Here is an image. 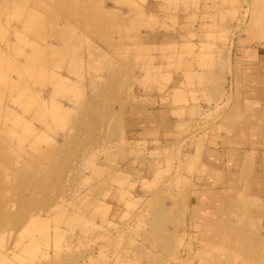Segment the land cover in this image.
Listing matches in <instances>:
<instances>
[{"label":"rangeland","instance_id":"1","mask_svg":"<svg viewBox=\"0 0 264 264\" xmlns=\"http://www.w3.org/2000/svg\"><path fill=\"white\" fill-rule=\"evenodd\" d=\"M260 53L264 0H0V264H264L258 143L202 182Z\"/></svg>","mask_w":264,"mask_h":264},{"label":"crops","instance_id":"2","mask_svg":"<svg viewBox=\"0 0 264 264\" xmlns=\"http://www.w3.org/2000/svg\"><path fill=\"white\" fill-rule=\"evenodd\" d=\"M261 54L264 53H260L259 56H261ZM261 58H249L250 60L246 59L248 62L247 68L250 70L251 67H254V73L252 72L250 76L243 75L241 68H239L238 75H236L238 78L240 77V79L244 78L247 82L246 86L243 85L242 87L243 91L245 90L249 97V102L245 104L251 103L255 105L254 107L257 111L256 109L253 110L252 116L248 117V119H251L250 121H245L243 125L239 123L234 125V129L236 131L232 134L229 147H225V144H222L218 148L216 147L214 149L216 150L214 156L218 153L219 154L215 157V159H213L214 157L210 156V154L208 155V151L204 154L206 156L204 166L207 171H205L206 175L204 176L202 182L205 187H207V185L209 186L207 193L215 195H235L237 192H240L235 184L237 181L236 176L240 175V173L242 174V167H240V164L236 161V159L239 158L238 154L244 152L245 150L253 151L252 147L254 146L251 142L258 143L257 147H259V150H262V152H258L261 156L259 158H264V94L262 95L259 93L260 88H262V91L264 92V83L261 84L260 82L261 79L264 80V61L258 63ZM256 67L259 69V74L256 72L258 70L255 69ZM244 102L245 101H242V103ZM242 157L245 156L242 155ZM262 168L264 170V164ZM211 177H213L212 184L210 182ZM219 183L226 186V188H222V192L217 191L218 188L216 185ZM230 184L232 186L235 185L236 188H233V190L232 188H228ZM236 189L237 192L233 193Z\"/></svg>","mask_w":264,"mask_h":264},{"label":"bare ground","instance_id":"3","mask_svg":"<svg viewBox=\"0 0 264 264\" xmlns=\"http://www.w3.org/2000/svg\"><path fill=\"white\" fill-rule=\"evenodd\" d=\"M259 20H261V19H259Z\"/></svg>","mask_w":264,"mask_h":264}]
</instances>
